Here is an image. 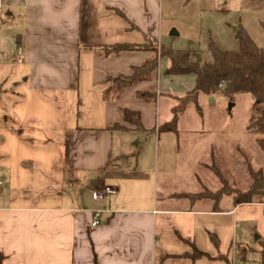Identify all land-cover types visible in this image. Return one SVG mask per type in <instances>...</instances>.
<instances>
[{"label": "crops", "instance_id": "1", "mask_svg": "<svg viewBox=\"0 0 264 264\" xmlns=\"http://www.w3.org/2000/svg\"><path fill=\"white\" fill-rule=\"evenodd\" d=\"M161 17L160 0H0V264H228L247 236L240 225L257 234L256 250L264 243V203H191L181 196L196 193L160 185L156 159L142 164L179 131H136L123 110L145 130L171 120L159 106L170 98L171 112L168 87L181 76L164 75L167 59L116 90L111 79L153 53L87 48L160 46ZM147 91L155 102L136 97ZM104 186L117 193L96 200Z\"/></svg>", "mask_w": 264, "mask_h": 264}, {"label": "rangeland", "instance_id": "2", "mask_svg": "<svg viewBox=\"0 0 264 264\" xmlns=\"http://www.w3.org/2000/svg\"><path fill=\"white\" fill-rule=\"evenodd\" d=\"M160 6L161 43L165 47L192 49L205 55L213 42L221 50L236 51L235 31L240 26L258 47L264 48V0H160ZM172 30L176 35H170ZM192 81L190 75L181 76L172 79L167 87L173 90V96L183 97L194 88ZM7 88L9 81L1 87ZM160 92H164L162 87ZM170 102V98L162 96L160 113H171L167 106ZM230 104L233 107L229 111ZM250 106L248 95H237L234 101H229L220 95L199 94L196 103L188 104L179 118V136L160 138L158 155L152 147L142 164L154 168L156 159L158 181L172 193L204 196L221 189L230 193L246 191L251 183L250 170L260 172L264 179V152L257 143L264 136L248 133L246 129ZM231 200L232 196L225 198L221 207L231 205ZM248 228L240 225L239 235L246 231L247 236L244 239L238 236L237 241L256 250L257 234Z\"/></svg>", "mask_w": 264, "mask_h": 264}, {"label": "trees", "instance_id": "3", "mask_svg": "<svg viewBox=\"0 0 264 264\" xmlns=\"http://www.w3.org/2000/svg\"><path fill=\"white\" fill-rule=\"evenodd\" d=\"M115 12L125 19L122 13ZM235 38L238 43L236 51L221 50L213 42H210L205 55L192 49L176 50L163 45L157 46L148 39H146L147 43L145 45L117 44L87 48H97L104 56L132 51H150L153 53V57L140 67L134 68L130 76H118L111 79L116 90L129 87L143 80L157 69L159 60L163 58L168 61V65L164 70L165 76H194L195 84L190 92L183 97H172L175 105L171 108L172 118L167 123L160 124L151 130H145L136 112L128 109L123 110L125 121L135 126L136 131L169 132L177 135L179 118L188 104L196 103L199 94L209 97L220 95L229 101H234L237 95H248L251 99V106L248 111L247 132L264 136V48L258 47L247 31L240 26L236 28ZM136 97L141 100L155 102L157 94L156 91L138 92ZM121 129L123 127L115 125L110 130ZM257 143L264 152V139L258 140ZM215 171L220 181H222L218 170ZM249 175L251 183L244 192L235 191L230 193L221 189L214 193L206 192L207 194L204 196L201 193H196L182 195L181 197L191 203L202 199L212 200L215 210H218L217 206L220 200L222 202L225 198L231 196L233 206L264 203V179L262 174L250 170ZM221 184L224 188V182H221ZM228 264H264V243H259V250L237 246L234 260Z\"/></svg>", "mask_w": 264, "mask_h": 264}, {"label": "built area", "instance_id": "4", "mask_svg": "<svg viewBox=\"0 0 264 264\" xmlns=\"http://www.w3.org/2000/svg\"><path fill=\"white\" fill-rule=\"evenodd\" d=\"M18 54H19V57H18L17 62H20L21 59H22L21 50L20 49H18ZM116 193H117V190L115 188L110 187V186H104V187H102V188H100V189L95 191L94 198L96 200H107L110 197L114 196ZM100 215H101L100 212L95 213V215L93 217V220L90 223V227L91 228L96 227V226L99 225V223H100V220H99Z\"/></svg>", "mask_w": 264, "mask_h": 264}, {"label": "water", "instance_id": "5", "mask_svg": "<svg viewBox=\"0 0 264 264\" xmlns=\"http://www.w3.org/2000/svg\"><path fill=\"white\" fill-rule=\"evenodd\" d=\"M170 35H171V36L176 35L175 31L172 30V31L170 32ZM232 107H233V104H230V105L228 106V110L230 111ZM256 238H258V237L256 236Z\"/></svg>", "mask_w": 264, "mask_h": 264}]
</instances>
